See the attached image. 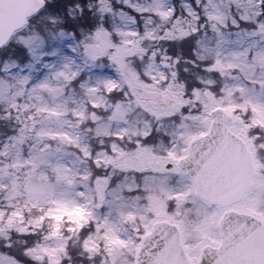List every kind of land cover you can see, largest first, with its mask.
Returning a JSON list of instances; mask_svg holds the SVG:
<instances>
[{"label":"snow or ice","instance_id":"1","mask_svg":"<svg viewBox=\"0 0 264 264\" xmlns=\"http://www.w3.org/2000/svg\"><path fill=\"white\" fill-rule=\"evenodd\" d=\"M0 264H264V0H0Z\"/></svg>","mask_w":264,"mask_h":264}]
</instances>
